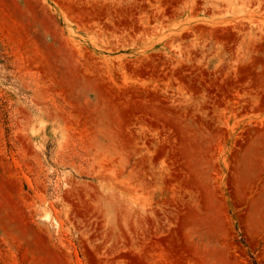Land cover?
<instances>
[{
    "label": "rangeland",
    "instance_id": "1",
    "mask_svg": "<svg viewBox=\"0 0 264 264\" xmlns=\"http://www.w3.org/2000/svg\"><path fill=\"white\" fill-rule=\"evenodd\" d=\"M0 264H264V0H0Z\"/></svg>",
    "mask_w": 264,
    "mask_h": 264
},
{
    "label": "bare ground",
    "instance_id": "2",
    "mask_svg": "<svg viewBox=\"0 0 264 264\" xmlns=\"http://www.w3.org/2000/svg\"><path fill=\"white\" fill-rule=\"evenodd\" d=\"M262 87H263V86H262ZM258 133H259V132H258ZM258 133H257V134H258Z\"/></svg>",
    "mask_w": 264,
    "mask_h": 264
}]
</instances>
